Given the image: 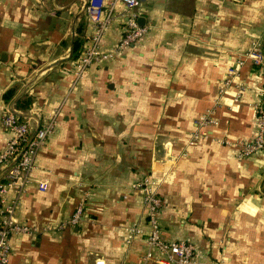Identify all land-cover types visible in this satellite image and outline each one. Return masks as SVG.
Instances as JSON below:
<instances>
[{"label": "crops", "instance_id": "crops-1", "mask_svg": "<svg viewBox=\"0 0 264 264\" xmlns=\"http://www.w3.org/2000/svg\"><path fill=\"white\" fill-rule=\"evenodd\" d=\"M85 2L0 0V149L9 136L2 111L24 93L30 104L17 108L32 128L55 114L31 180L8 191L17 220L35 228L10 235V264H138L148 224L132 183L144 176L163 200L161 236L192 242L191 264H264V155L238 154V141L257 131L263 96L264 0H140L134 10L147 30L78 75L92 31ZM113 11L103 51L125 27L124 4ZM253 42L261 63L244 55ZM206 113L215 122L197 125ZM194 129L204 135L188 143ZM80 202L78 222L60 227ZM132 225L141 230L130 236Z\"/></svg>", "mask_w": 264, "mask_h": 264}, {"label": "built area", "instance_id": "built-area-1", "mask_svg": "<svg viewBox=\"0 0 264 264\" xmlns=\"http://www.w3.org/2000/svg\"><path fill=\"white\" fill-rule=\"evenodd\" d=\"M120 1L125 6L127 19L123 34L112 51L100 49V37L103 30L114 16V5ZM140 0H86L83 11L91 24L92 31L88 34L86 42L76 60V72L78 75L91 63L112 55L126 48L137 41L147 30V25L139 24L137 11L134 7ZM257 42H253L244 55L254 63L262 62V54ZM243 58H237L234 65L227 68L223 77V84L226 85L242 64ZM257 131L255 135L247 140L238 141L239 152L243 156L253 152H260L264 155V89L262 99L254 104ZM2 124L8 131V138L0 149V264H10L9 254L11 246L9 237L17 232H32L35 228L29 224L17 220L15 213L16 199L8 196L10 189L21 191L25 184L31 180L32 170L35 166V157L51 133L55 125V114L40 119L37 126L32 128L30 120L20 115V109L15 105L6 106L2 111ZM215 120L209 113L202 114L196 120L197 125L214 123ZM201 134V131L194 129L188 138V143H193ZM47 180H38V187L41 190L47 188ZM135 188H141L143 202L146 210V242L148 249L141 256L138 264H147L153 259L159 264H191L195 262V245L184 239L167 240L161 236L160 226L157 218L158 211L162 205V198L153 187L148 176L142 177L132 183ZM83 213V202H80L60 227L67 224H75ZM130 236L140 232L138 225L130 227ZM95 264H105L103 259H97Z\"/></svg>", "mask_w": 264, "mask_h": 264}, {"label": "trees", "instance_id": "trees-1", "mask_svg": "<svg viewBox=\"0 0 264 264\" xmlns=\"http://www.w3.org/2000/svg\"><path fill=\"white\" fill-rule=\"evenodd\" d=\"M82 38L76 36L75 39H74V43H73V49H72V54H71V57H75L78 52H79V47L82 43ZM14 90H15V87H9L8 89H6L3 93V98L5 101H9L12 99L13 95H14ZM17 107L19 108H27L30 104V98H26V95L25 93L20 96L17 100H16V103Z\"/></svg>", "mask_w": 264, "mask_h": 264}]
</instances>
